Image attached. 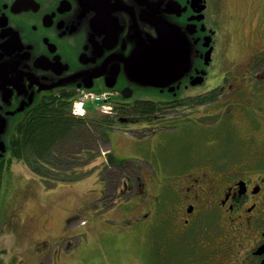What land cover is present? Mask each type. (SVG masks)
I'll use <instances>...</instances> for the list:
<instances>
[{
	"label": "flooded vegetation",
	"instance_id": "obj_1",
	"mask_svg": "<svg viewBox=\"0 0 264 264\" xmlns=\"http://www.w3.org/2000/svg\"><path fill=\"white\" fill-rule=\"evenodd\" d=\"M228 5L229 0H0V204L6 190L18 186L11 145L20 142L21 129L35 122L40 109L59 100L74 107L85 96L104 95L102 103L111 107L109 114L118 113V121L153 127L155 139L146 144L124 138L129 154L144 147L155 156L158 147L171 148L167 140L179 132L188 138L175 152L182 161L164 168L156 193L142 199L139 225L150 262L264 264V107L228 104L264 90V0L252 40L232 26ZM164 29L177 32L186 65L175 76L158 78L150 56ZM214 94L219 105L210 102ZM83 105L98 107L92 100ZM178 107L201 113L163 119V112ZM113 126L105 132L111 134ZM109 144L107 165L115 170L123 164L113 161L121 150ZM136 183L141 192L147 189ZM200 238L220 252H203L205 260L196 262Z\"/></svg>",
	"mask_w": 264,
	"mask_h": 264
},
{
	"label": "rangeland",
	"instance_id": "obj_2",
	"mask_svg": "<svg viewBox=\"0 0 264 264\" xmlns=\"http://www.w3.org/2000/svg\"><path fill=\"white\" fill-rule=\"evenodd\" d=\"M259 2L229 0L232 26L242 30L245 40H252L253 32L257 30ZM236 40L242 41L241 37ZM216 97L210 101L213 106L220 104V101H215ZM228 104L264 107V90L256 88L253 93L247 92L244 97L240 95ZM189 109L171 108L163 112V119L174 121L186 114L201 113L194 108L191 112ZM115 115L118 113L103 112L101 107H85L82 117L98 119L105 116L114 118ZM213 118L209 117L210 120ZM116 120L109 129L115 134L95 129L83 154L84 146L75 142L71 154L64 158L65 166L58 162L62 157L53 155V161H57L48 165L52 167L49 175L58 177L72 172L77 175L73 177L76 179L42 178L13 155L12 169L18 186L12 184V190H6L0 204V264H152L146 249L148 238L139 225L142 199L144 195L148 198L147 193H156L160 178L165 176L164 168L174 167L182 161L176 158L175 152L187 146L184 140L188 138L179 132L175 138L166 139L171 147L168 150L158 147L156 155L150 156L144 147H140L131 153L134 155L131 157L124 138H137L135 143L145 139L146 144L155 139L151 134L153 127L139 123L136 124L138 128H134L129 123ZM105 136L115 143V151L121 150V153L113 151L116 156L113 161L123 163L115 170L107 165L110 164L106 158L110 144ZM10 151H13V145ZM136 179L147 189L143 188L141 192L139 185L136 187ZM135 187L137 192L134 194ZM199 243L201 249H197L195 254L196 262L200 258L205 260L207 255L203 252H220L211 245H204L201 238Z\"/></svg>",
	"mask_w": 264,
	"mask_h": 264
},
{
	"label": "trees",
	"instance_id": "obj_3",
	"mask_svg": "<svg viewBox=\"0 0 264 264\" xmlns=\"http://www.w3.org/2000/svg\"><path fill=\"white\" fill-rule=\"evenodd\" d=\"M56 107H42L41 112L35 122L26 124L21 129V140L15 145L14 155L22 159L29 169L41 176L49 179L73 180L77 175L72 172L63 176L49 175L43 169L53 161L56 154L62 157L61 165H64L65 156L71 154L73 145L79 142L86 150L87 143L91 141L95 129H102L105 125L111 124L114 120L111 117H98V119H87L86 117L74 116L71 113L70 102L59 100ZM94 124V127L93 125ZM51 156L53 158H51ZM69 164L71 162H68Z\"/></svg>",
	"mask_w": 264,
	"mask_h": 264
},
{
	"label": "water",
	"instance_id": "obj_4",
	"mask_svg": "<svg viewBox=\"0 0 264 264\" xmlns=\"http://www.w3.org/2000/svg\"><path fill=\"white\" fill-rule=\"evenodd\" d=\"M150 62L155 67L158 78L175 76L182 71L186 59L184 46L179 41L177 32L164 29L160 33L155 53L150 56Z\"/></svg>",
	"mask_w": 264,
	"mask_h": 264
}]
</instances>
